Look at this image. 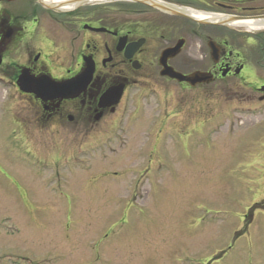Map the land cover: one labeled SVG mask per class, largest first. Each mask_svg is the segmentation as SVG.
Wrapping results in <instances>:
<instances>
[{
  "label": "rangeland",
  "instance_id": "1",
  "mask_svg": "<svg viewBox=\"0 0 264 264\" xmlns=\"http://www.w3.org/2000/svg\"><path fill=\"white\" fill-rule=\"evenodd\" d=\"M7 86L0 264H264V115L221 99L196 105L187 91L175 117L176 88L139 99L138 109L133 96L115 136L89 137L71 158L82 143L75 135L20 132L31 111ZM161 114L168 130L195 129L161 132Z\"/></svg>",
  "mask_w": 264,
  "mask_h": 264
},
{
  "label": "flooded vegetation",
  "instance_id": "2",
  "mask_svg": "<svg viewBox=\"0 0 264 264\" xmlns=\"http://www.w3.org/2000/svg\"><path fill=\"white\" fill-rule=\"evenodd\" d=\"M163 59L203 83L162 76ZM20 76L84 83L70 86L79 88L73 96L22 85L37 96L20 92ZM0 80L28 103L20 132L75 135L82 143L71 158L86 153L89 137L115 136L118 111L133 96L138 109L139 99L171 97L176 88L175 117L187 91L197 93L188 98L196 105L221 99L247 116L264 115V0H0ZM163 118L169 135L195 129L176 122L168 130Z\"/></svg>",
  "mask_w": 264,
  "mask_h": 264
},
{
  "label": "water",
  "instance_id": "3",
  "mask_svg": "<svg viewBox=\"0 0 264 264\" xmlns=\"http://www.w3.org/2000/svg\"><path fill=\"white\" fill-rule=\"evenodd\" d=\"M164 62H165V59H163V72H162V76H167L171 79H175L177 80L178 82H188L190 83L191 85H195L197 83H201L202 80H201V77L197 74L195 75H192V76H188V77H185V76H182L180 74H177L175 73L173 70H171L170 68L166 67L164 65ZM84 83V81H81L79 78L73 82H69V83H54L52 81H50L49 79H45L44 81H41L39 83H34L32 82L31 80L30 81H27V79L23 76H20L19 79H18V84L20 85V88L19 90L23 93H34L36 94L37 96H40L39 92H36L35 90L33 89H27V88H24L22 85H42L44 87V89H42L44 92H54L56 94H64L66 93L67 95H70V96H73L75 95L74 93H71V92H74V91H77L79 88H70V86H74V85H80ZM209 83V82H207ZM69 96V97H70ZM117 97V98H116ZM119 97V94L117 93L115 95V105L117 103V99Z\"/></svg>",
  "mask_w": 264,
  "mask_h": 264
}]
</instances>
